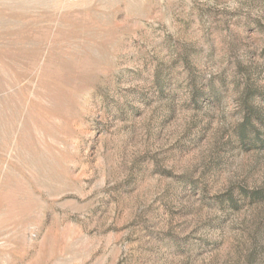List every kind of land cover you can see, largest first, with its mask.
<instances>
[{"label": "rangeland", "instance_id": "obj_1", "mask_svg": "<svg viewBox=\"0 0 264 264\" xmlns=\"http://www.w3.org/2000/svg\"><path fill=\"white\" fill-rule=\"evenodd\" d=\"M0 264H264V0H0Z\"/></svg>", "mask_w": 264, "mask_h": 264}]
</instances>
